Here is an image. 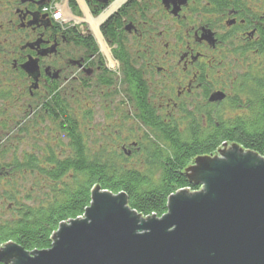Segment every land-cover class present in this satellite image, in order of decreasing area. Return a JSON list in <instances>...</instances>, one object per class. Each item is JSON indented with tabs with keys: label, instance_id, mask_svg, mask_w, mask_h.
Segmentation results:
<instances>
[{
	"label": "flooded vegetation",
	"instance_id": "1",
	"mask_svg": "<svg viewBox=\"0 0 264 264\" xmlns=\"http://www.w3.org/2000/svg\"><path fill=\"white\" fill-rule=\"evenodd\" d=\"M51 1L0 0V123L7 126L16 111H48L54 93L63 100L72 90L76 111H121L128 134L110 146L129 158L138 151L140 111H208L231 97L234 68L264 60V0H85L98 18L109 15L99 35L111 20L106 32L114 30L116 42L101 40L113 71L90 34L49 19L42 7ZM29 60L32 74L22 67ZM216 92L224 97L209 101Z\"/></svg>",
	"mask_w": 264,
	"mask_h": 264
},
{
	"label": "trees",
	"instance_id": "2",
	"mask_svg": "<svg viewBox=\"0 0 264 264\" xmlns=\"http://www.w3.org/2000/svg\"><path fill=\"white\" fill-rule=\"evenodd\" d=\"M110 23L100 30L115 43L114 30L106 32ZM118 51L114 58L125 63ZM238 77L231 97L221 105H209L208 111H175L171 116L140 111L141 136L134 139L138 151L129 158L107 143L93 146L88 130L92 114L73 111L69 96L60 100L56 92L48 111H34L30 117L21 113L23 120L13 126L17 136L27 139L26 148L20 147V140L0 150V202L8 213L0 214V247L14 243L28 252L48 249L61 222L83 215L95 187L122 192L130 209L159 218L171 194L198 189L186 176L195 158L213 154L224 143L262 156L264 60ZM226 112L232 115L224 117ZM27 122L30 126L24 127ZM116 124L120 134L121 120ZM0 126L3 136L12 130L2 122ZM133 130L129 128L130 133Z\"/></svg>",
	"mask_w": 264,
	"mask_h": 264
},
{
	"label": "water",
	"instance_id": "3",
	"mask_svg": "<svg viewBox=\"0 0 264 264\" xmlns=\"http://www.w3.org/2000/svg\"><path fill=\"white\" fill-rule=\"evenodd\" d=\"M31 61L22 66L28 74L36 70ZM223 97L216 92L209 101ZM217 151L221 157H197L186 169L201 189L171 194L161 217H143L124 193L95 187L83 215L61 222L48 249L7 243L0 263L264 264V158L237 144Z\"/></svg>",
	"mask_w": 264,
	"mask_h": 264
},
{
	"label": "rangeland",
	"instance_id": "4",
	"mask_svg": "<svg viewBox=\"0 0 264 264\" xmlns=\"http://www.w3.org/2000/svg\"><path fill=\"white\" fill-rule=\"evenodd\" d=\"M74 1V6H69L67 0H52L50 3H45L47 6L49 5L50 7L53 8H58L62 12L61 18L56 22L60 26L63 27H75L77 28L81 33H86L90 34L94 40V42L99 46L100 51L106 60L108 66H110V69L113 71L115 69V65L113 62H111L110 57L106 53L104 49V39L103 44L101 45L98 37L96 36L93 28L90 26L87 16L92 18V19H97L99 15H101V12H97L96 10H92L90 5L85 2V0H73ZM44 4V5H45ZM43 8V7H42ZM50 19V18H49ZM53 21L52 19H50ZM55 22V21H54ZM98 32H99V27H98ZM100 33V32H99ZM252 68V67H251ZM254 68V67H253ZM250 68H245V67H236L233 69L234 74H241L243 71H248ZM243 72V73H244ZM67 94L70 98V104L72 107L73 111H76L78 109V106L81 105L78 102V99L74 95L75 93L71 90H67ZM72 95V96H71ZM91 100V99H90ZM91 101H97V99H92ZM90 114H92V119L90 120L88 124V130L91 131L92 137H94L95 143L93 146H98L99 144L107 143L108 145L112 144V139L113 138H118L120 137V134L122 135H127L128 134V124L123 125L122 124V129L120 134L115 137L114 131L118 130L117 127V122L118 120H121V111H88ZM161 113H165L166 111H160ZM21 112L16 111V119L12 117L11 119H15L17 122L13 121L11 123L12 130L10 131L9 134H6L3 136L0 133V150L1 148H5L6 145H12L16 144V141L20 142L22 140L23 142L20 143V147L26 148V138H22L21 136L16 135V131H14V126L16 123H19L21 120H23V117L20 116ZM232 113L226 112L224 114V117L231 116ZM118 119V120H116ZM23 122V121H22ZM15 123V124H14ZM14 124V126H13ZM21 124V123H20ZM23 124V123H22ZM17 125V124H16ZM30 123H24V127H29ZM18 131V130H17ZM114 134V135H113ZM7 138V139H6ZM216 154V157H221L220 153L216 150L213 154L207 155L208 157H213ZM8 159V158H6ZM1 157H0V162H1ZM194 161V160H193ZM193 163V162H192ZM191 163V164H192ZM190 166V165H189ZM1 182V181H0ZM189 191V190H187ZM6 206L4 203L0 202V214H2L5 217H8V213L6 212ZM1 246L0 248H3ZM9 264H12L10 262Z\"/></svg>",
	"mask_w": 264,
	"mask_h": 264
},
{
	"label": "built area",
	"instance_id": "5",
	"mask_svg": "<svg viewBox=\"0 0 264 264\" xmlns=\"http://www.w3.org/2000/svg\"><path fill=\"white\" fill-rule=\"evenodd\" d=\"M42 11L44 13H47L49 18L52 19L55 22H57L62 16V12L60 11V9L50 7L49 5L48 6L44 5L43 8H42ZM262 157L264 158V153H263ZM201 187L202 186L200 185V186H198L197 190H193V191L189 190V192L190 193L191 192H197V191H199L201 189Z\"/></svg>",
	"mask_w": 264,
	"mask_h": 264
},
{
	"label": "bare ground",
	"instance_id": "6",
	"mask_svg": "<svg viewBox=\"0 0 264 264\" xmlns=\"http://www.w3.org/2000/svg\"><path fill=\"white\" fill-rule=\"evenodd\" d=\"M120 1H121V0L116 1V4H119ZM103 16H104V15H102L101 17H99V18H97V19H92V18H90V17L87 16V20H88L90 26L93 28V30H94L96 36L98 37V39H99L101 45H102L103 43H102V40H101L100 35H99V33H98L97 27H98V24H99V22H100V20H101V18H102Z\"/></svg>",
	"mask_w": 264,
	"mask_h": 264
}]
</instances>
